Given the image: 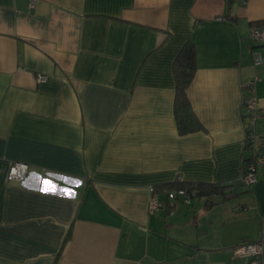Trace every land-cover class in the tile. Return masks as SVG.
<instances>
[{
	"label": "crops",
	"instance_id": "0c3cea01",
	"mask_svg": "<svg viewBox=\"0 0 264 264\" xmlns=\"http://www.w3.org/2000/svg\"><path fill=\"white\" fill-rule=\"evenodd\" d=\"M253 30L264 0H0V264H248L234 249L264 238ZM187 42L202 129L180 135L173 63ZM249 157L261 162L245 188ZM13 163L29 167L24 182L7 180ZM177 182L226 188L209 207L168 200Z\"/></svg>",
	"mask_w": 264,
	"mask_h": 264
},
{
	"label": "built area",
	"instance_id": "2783aa9c",
	"mask_svg": "<svg viewBox=\"0 0 264 264\" xmlns=\"http://www.w3.org/2000/svg\"><path fill=\"white\" fill-rule=\"evenodd\" d=\"M228 2L229 0H224ZM251 41L258 45H264V31L263 30H253L251 33ZM264 63V58L258 52H254L253 55V64L255 67H260ZM47 76H38V82L47 81ZM259 80L258 76L253 77L249 80L244 89L246 91V96L243 100L242 109L244 114L250 119L252 122L253 119L257 116V98L255 95V85ZM248 131L247 136L251 140H253L252 133L249 129V125L246 128ZM261 162V158H254V161L246 167V172L242 173L240 182L245 188H249L252 184L256 182V170L258 164ZM29 167L26 164L22 163H13L11 164L8 174L7 180L11 182H24L28 176ZM150 200L148 204V210L150 213L154 212L158 208H160V203L157 199V192L155 188H150ZM166 196L168 200L174 201L177 198H182L186 204H189L191 198L194 196L193 194L187 193L183 189L166 191ZM264 252V238H260L255 242H243L236 246L234 249V253L238 256L248 259V264H262L261 257Z\"/></svg>",
	"mask_w": 264,
	"mask_h": 264
},
{
	"label": "trees",
	"instance_id": "16d2710c",
	"mask_svg": "<svg viewBox=\"0 0 264 264\" xmlns=\"http://www.w3.org/2000/svg\"><path fill=\"white\" fill-rule=\"evenodd\" d=\"M232 0H229V2ZM195 73V49L192 42H187L173 63V74L175 79V98H174V115L177 126V131L180 135L195 132L202 129L201 124L197 120L192 111L190 102L187 98L186 91L194 77ZM248 131H245V150L252 148L253 140L247 136ZM254 161L253 157L245 159L242 163V173L246 172L248 164ZM172 190L183 189L189 194H195L198 197L207 199L208 206L213 203L210 199L213 195L224 194L226 187L208 185V184H185L177 182L171 187Z\"/></svg>",
	"mask_w": 264,
	"mask_h": 264
},
{
	"label": "snow or ice",
	"instance_id": "6c2138e0",
	"mask_svg": "<svg viewBox=\"0 0 264 264\" xmlns=\"http://www.w3.org/2000/svg\"><path fill=\"white\" fill-rule=\"evenodd\" d=\"M49 182L48 181H45V184H48Z\"/></svg>",
	"mask_w": 264,
	"mask_h": 264
}]
</instances>
